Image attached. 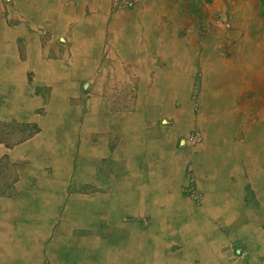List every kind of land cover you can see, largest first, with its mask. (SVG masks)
Returning <instances> with one entry per match:
<instances>
[{
	"label": "crops",
	"instance_id": "0c3cea01",
	"mask_svg": "<svg viewBox=\"0 0 264 264\" xmlns=\"http://www.w3.org/2000/svg\"><path fill=\"white\" fill-rule=\"evenodd\" d=\"M221 3L218 9L216 0H137L132 8L116 9L112 0L0 1L6 44L11 45L9 32H17L11 42L20 53L22 45L24 59L29 44L40 43L44 34L45 43L60 45L68 58L89 66L91 74L76 80L84 79L85 89L90 88L89 95H82L83 108L97 114L83 127L81 139L93 164L83 180L82 196L84 205L97 202L102 213L98 228L88 223L73 228L72 236L102 241L97 251L103 264H264V0ZM220 9L230 13L231 22H213L203 36L201 22ZM26 11L40 14L41 22L27 19ZM186 11L196 15L188 19ZM148 46L167 62L165 71L154 76L155 86L183 95L191 78L190 94L194 77H202V113L196 124L203 134L192 149L179 139L185 130L174 132L173 116L158 117L137 131L131 116L134 74L137 62L147 60ZM141 75L148 77L146 71ZM95 93L102 103L91 100ZM10 111L3 114L18 115ZM40 135L33 134L13 152ZM4 149L9 152L0 145V155ZM188 163L197 178V168L205 172L204 185L198 178L200 200L183 192ZM17 173L18 194L2 195L8 202L24 196ZM74 182L72 178L68 184ZM28 183L30 191L37 190L35 177ZM6 224L13 245H6L8 251L19 255L5 263L39 264L26 260L24 242L25 249L17 245L26 233L24 224L14 216ZM56 227L47 241L57 235ZM37 229H31L33 234H41ZM74 230L81 234L74 235ZM53 242H45L43 251L46 247L49 253Z\"/></svg>",
	"mask_w": 264,
	"mask_h": 264
},
{
	"label": "rangeland",
	"instance_id": "374dc122",
	"mask_svg": "<svg viewBox=\"0 0 264 264\" xmlns=\"http://www.w3.org/2000/svg\"><path fill=\"white\" fill-rule=\"evenodd\" d=\"M224 1L227 0H216V3L219 5L218 9L222 6L221 2ZM27 12L25 14V17H28L27 19L36 20L41 16L35 11L32 13ZM191 12L192 14H189L186 11V17L188 19H191L192 15H196L193 11ZM41 20L42 17L38 22H41ZM231 20L230 13H224V10L220 9L215 14H212L211 18H207L201 22L199 32L203 36H206L209 33L210 24L213 22L216 24H226L230 23ZM6 32L0 27V115H4L7 108L11 109L10 112H17L18 115L0 116V145H4L7 149L9 148L12 156H16L17 154L20 157H11L8 154V150L6 151L5 149L0 155V216L1 214L3 215V219L0 218V233L7 235V239L9 240L5 241L11 247L12 241L11 237L8 236L6 224L9 217L14 216L20 222H28L31 219L32 221L35 220L40 224L41 228L46 224L44 220L49 218L48 224L45 225L48 226V231L46 239L44 240V243H49L51 241L53 242L55 238L52 236L47 241L52 228L57 226L56 229L59 228L61 230L64 223H66L65 221L70 220L69 212L72 210V204H76L79 200L83 202L82 183L84 178L87 177L88 166L93 164L90 159L88 160V154L84 150L86 146V150L88 151V144L87 142L83 144L81 138L84 132L83 127L86 129L87 125L89 126L87 121L94 120L97 114L91 113V110H87L86 112V109L83 108L84 105L86 106V103L83 102V96L89 95L90 91L89 86L86 89L84 87L85 80L81 79L78 84L76 83V80L80 76L89 73L87 72L89 66L85 62L74 61L68 58V51H61L60 45L45 43L44 34L40 43L35 42L29 44L27 57L24 59L21 54L23 51L22 45H19L20 53L18 52V46L13 45L11 42L17 32L12 30L9 32L11 43L9 47L5 40L7 39L5 37ZM12 35L13 37H11ZM149 47L151 46H148V52L145 55L147 60L137 62L138 74H134L135 84L132 92L131 116L135 125L137 124V131H140L143 125L150 126L158 117L173 116L175 119V126H173L174 132L179 133L185 130L186 133L181 135L179 139L185 141L184 146L186 149H192L202 141L203 134L202 127L199 128L196 124L197 120H200L199 116L202 113L201 106L198 103L199 87L202 77L199 74L194 77L195 82L191 84L190 94L189 87L191 78H189L188 92L185 93L186 95L170 91L165 85L155 86L154 80H157V78H154V76L158 70L165 71L167 62L166 60L159 59L157 53L150 51ZM187 47H191V45H187ZM7 49L8 52H5ZM226 49L224 52L229 54ZM97 70L98 67L92 70V72L94 73ZM144 70L148 77L141 75L145 73ZM162 77L163 82L165 79ZM178 95L179 97H177ZM167 99L171 101L169 102ZM91 100L95 103L103 102V99L97 93L93 95ZM180 103L181 106L184 104L186 108L182 109L181 106L177 108ZM137 115L138 117H136ZM83 117L86 122L83 121ZM192 117L193 125L189 127ZM136 119L138 121H135ZM170 124L172 125V121ZM209 131L207 133L204 132V135L206 134L208 136ZM36 133L41 135L35 141H32L33 144L27 143L25 146L18 148L15 153L13 152L14 147H19ZM26 146L30 149L28 150L26 148L27 150H25L24 147ZM184 146L181 147L184 148ZM46 167L53 168L52 173H46L44 171ZM17 171L23 180L17 185L24 192V196L8 202L2 195H7L8 192L12 196L18 194L17 190H15V182L19 179ZM196 173L200 184L204 185L206 181L204 170L199 173L197 168ZM32 176L36 178L37 190L35 191H30V185L28 183L29 177ZM72 178L76 183L74 182L75 184L73 185L69 183V185L68 182ZM198 178L195 174L193 164L188 163L185 171L187 185L194 183L197 190ZM186 186L183 185L184 194L195 199L185 191ZM197 192L199 198L195 200H200L202 194L198 190ZM49 203H51V208H48ZM263 206L264 201L261 206L262 217H264ZM26 208H29V210L25 212L24 209ZM52 208L54 211H52ZM101 213V211L96 212L94 220L88 221L85 223L86 225H74L72 229L75 227H86L88 223L90 224V228H98ZM2 225H4L6 232L1 227ZM26 225V228L31 227L29 224ZM31 229L34 228L32 227ZM72 229L71 231L69 230V237L72 239L99 240L96 237L84 238L72 236ZM73 234L80 235L81 231L74 230ZM20 239L17 245L20 244L21 246L22 242ZM98 242L97 247L103 244L100 240ZM44 243L40 249L42 252L40 254L41 259L39 264H70L68 261L67 263L60 261L59 256L55 255L54 252L49 251L48 253L46 247L43 251ZM82 245L85 247L84 243ZM21 247L25 249L23 246ZM83 247H79V251L83 249V255L82 253H78L74 257L76 262L81 263V261L83 262L85 259L91 258L92 255L94 256L92 259H97L98 264H103V254L97 251V247L94 255L92 253L90 254ZM47 249L49 250V248ZM1 264L8 263L3 262Z\"/></svg>",
	"mask_w": 264,
	"mask_h": 264
},
{
	"label": "bare ground",
	"instance_id": "6f19581e",
	"mask_svg": "<svg viewBox=\"0 0 264 264\" xmlns=\"http://www.w3.org/2000/svg\"><path fill=\"white\" fill-rule=\"evenodd\" d=\"M137 72V71H136ZM176 77V76H175ZM174 80V78H173ZM177 80V79H176ZM185 80V79H184ZM186 82V81H185ZM184 82V83H185ZM181 83V82H180ZM183 83V82H182ZM181 83V84H182ZM177 84V83H176ZM185 85V84H184ZM187 86V84H186ZM178 87V86H177ZM159 88V87H158ZM185 89V88H183ZM181 91V90H180ZM183 92H185V90H183ZM182 92V93H183ZM157 94V93H155ZM179 94V93H178ZM186 95V94H185ZM152 96V95H151ZM169 96V94H168ZM162 97V95H161ZM179 97V95L177 96ZM181 97V95H180ZM168 100V99H167ZM188 100V99H187ZM169 102L171 100H168ZM185 101V98H184ZM171 104V103H170ZM174 104V103H173ZM186 108V107H185ZM213 111V110H212ZM219 111V110H218ZM217 112V111H216ZM220 112V111H219ZM214 115V113H213ZM212 116V115H211ZM138 117V115L136 116ZM220 141V140H219ZM219 148V147H217ZM87 151V150H86ZM200 168V167H199ZM205 175V174H204ZM224 175V174H223ZM224 179V178H223ZM221 181V179H220ZM222 182V181H221ZM50 188V187H49ZM58 193V192H57ZM43 198V197H42ZM264 201V200H263ZM77 202V201H76ZM43 203V202H42ZM53 203V202H52ZM226 204V203H225ZM32 205V204H31ZM41 205V204H40ZM72 210L69 212V218L70 220L65 221L66 223H64V226L61 230H59V228L57 229V235L55 236L54 240L55 242H53L52 246L49 247V251H52V253L54 252L55 255H58L60 258V261H63L64 263H70L69 261H72L74 263H78L75 261L76 255L78 253H83V249L82 251H79V247H83L82 243H84L85 247L90 254L92 253L94 255L95 251H96V247L99 244V240H92V239H83V240H76V239H72L71 237H69V230L71 231L72 227L74 225H86L85 223H87L88 221H90L89 219H95V213L101 211V209L99 208V206H97V202H95L94 204H91L90 206H88V204L86 203V205H84V203L82 201H78L76 204H72ZM263 205V204H262ZM35 206V205H34ZM42 206V205H41ZM59 206V205H58ZM71 206V205H70ZM14 207V206H13ZM56 207V206H55ZM48 208H51V203L48 204ZM264 208V206H263ZM34 209V208H33ZM25 212L26 210H29V208L24 209ZM36 210V209H35ZM46 210V209H45ZM37 211V210H36ZM52 211L53 208H52ZM40 212V211H39ZM45 212V211H44ZM176 212V211H175ZM181 212V211H180ZM54 213V212H52ZM215 213V211H214ZM40 214V213H39ZM38 214V215H39ZM46 214V212H45ZM68 215V214H67ZM94 215V216H93ZM42 216H44L46 218L45 215L42 214ZM35 218V217H34ZM37 218V217H36ZM52 218V217H51ZM50 218V219H51ZM68 218V217H67ZM170 218V217H169ZM168 218V219H169ZM172 218V217H171ZM254 218V217H253ZM30 219V218H29ZM49 219V218H48ZM45 219L44 220V224L43 227H40V224L38 222H36L35 220L32 221V219L30 221H22L24 226H25V235L22 236V239H20L22 242H24L23 244H25L26 246V252H28L25 257L27 261H31V262H39L40 261V254L42 252L41 247L44 243V240L46 239V235H47V227L45 226L48 224L49 220ZM54 219V217H53ZM56 219V218H55ZM196 219V218H195ZM92 221V220H91ZM173 221V220H172ZM26 224L31 225L30 228H26ZM60 225V226H61ZM181 226V225H180ZM2 227V226H1ZM38 228L39 231H41V234H33L34 232H31V228ZM69 227V228H68ZM187 228V226H186ZM3 229L6 232V229L3 227ZM1 232V231H0ZM8 232V231H7ZM31 232V233H30ZM29 234H31L29 236ZM260 235V234H259ZM5 240H9L7 239V235H4L2 233H0V262L2 261H7L9 260L11 257L12 258H17L19 253H12L8 251L7 248V242ZM40 241V243H39ZM83 241V242H82ZM9 242V241H8ZM102 242V241H101ZM40 244V247H39ZM45 244V243H44ZM19 246V244H18ZM13 247V245H12ZM39 247L40 251H35L37 248ZM88 247L90 249H88ZM10 250V248H9ZM13 251V250H12ZM33 251V252H32ZM24 254L20 253V256H23ZM87 257V256H86ZM94 256L91 255V258H87L85 259L83 262L81 261L82 264H98V260L97 259H92ZM74 258V259H73ZM101 260V259H100ZM101 264V263H99Z\"/></svg>",
	"mask_w": 264,
	"mask_h": 264
},
{
	"label": "built area",
	"instance_id": "2783aa9c",
	"mask_svg": "<svg viewBox=\"0 0 264 264\" xmlns=\"http://www.w3.org/2000/svg\"><path fill=\"white\" fill-rule=\"evenodd\" d=\"M116 9L131 8L137 3V0H112ZM185 191L189 193L195 199L199 198V194L196 190L194 183H190L186 186Z\"/></svg>",
	"mask_w": 264,
	"mask_h": 264
},
{
	"label": "water",
	"instance_id": "95a60500",
	"mask_svg": "<svg viewBox=\"0 0 264 264\" xmlns=\"http://www.w3.org/2000/svg\"><path fill=\"white\" fill-rule=\"evenodd\" d=\"M182 143H184V140H182Z\"/></svg>",
	"mask_w": 264,
	"mask_h": 264
}]
</instances>
